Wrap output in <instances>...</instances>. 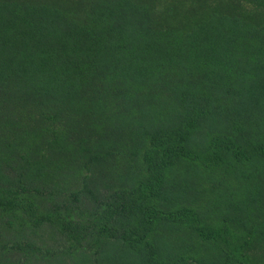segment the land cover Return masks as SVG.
<instances>
[{"label": "trees", "instance_id": "1", "mask_svg": "<svg viewBox=\"0 0 264 264\" xmlns=\"http://www.w3.org/2000/svg\"><path fill=\"white\" fill-rule=\"evenodd\" d=\"M0 264H264V0H0Z\"/></svg>", "mask_w": 264, "mask_h": 264}]
</instances>
